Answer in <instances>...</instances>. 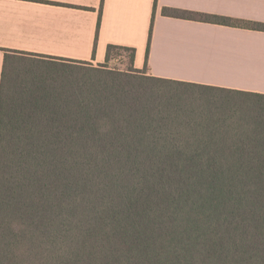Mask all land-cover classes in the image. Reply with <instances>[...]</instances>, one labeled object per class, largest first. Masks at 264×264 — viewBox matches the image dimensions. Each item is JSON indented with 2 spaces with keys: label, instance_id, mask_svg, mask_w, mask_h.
Masks as SVG:
<instances>
[{
  "label": "trees",
  "instance_id": "16d2710c",
  "mask_svg": "<svg viewBox=\"0 0 264 264\" xmlns=\"http://www.w3.org/2000/svg\"><path fill=\"white\" fill-rule=\"evenodd\" d=\"M4 52L0 264H264V94Z\"/></svg>",
  "mask_w": 264,
  "mask_h": 264
},
{
  "label": "crops",
  "instance_id": "0c3cea01",
  "mask_svg": "<svg viewBox=\"0 0 264 264\" xmlns=\"http://www.w3.org/2000/svg\"><path fill=\"white\" fill-rule=\"evenodd\" d=\"M165 10L264 23V0H0V87L5 50L99 65L119 46L150 76L264 94V32Z\"/></svg>",
  "mask_w": 264,
  "mask_h": 264
},
{
  "label": "rangeland",
  "instance_id": "374dc122",
  "mask_svg": "<svg viewBox=\"0 0 264 264\" xmlns=\"http://www.w3.org/2000/svg\"><path fill=\"white\" fill-rule=\"evenodd\" d=\"M113 59L111 60L109 66L113 70H127L130 65V56L131 53L125 50H115L112 54ZM94 66H98L95 65ZM148 72V71H147Z\"/></svg>",
  "mask_w": 264,
  "mask_h": 264
}]
</instances>
